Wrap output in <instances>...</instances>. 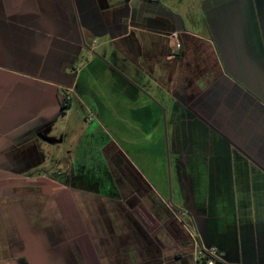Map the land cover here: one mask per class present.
I'll use <instances>...</instances> for the list:
<instances>
[{
	"label": "crops",
	"instance_id": "obj_1",
	"mask_svg": "<svg viewBox=\"0 0 264 264\" xmlns=\"http://www.w3.org/2000/svg\"><path fill=\"white\" fill-rule=\"evenodd\" d=\"M183 1L0 0V164L17 171L47 163L40 139L49 127L39 110L49 114L46 97L76 93L80 82L114 88L113 96H168L198 124L188 132L204 137L196 148L201 157L191 159L192 140L176 158L180 188L199 185L201 196L217 198L222 213L232 214L212 230L219 241L209 237L212 213H204L210 224L196 233L147 175L120 172L103 192L84 196L85 221L51 220L48 193L36 195L44 219L3 220L2 213L31 209L16 197L0 206V264H201L200 246L217 248L221 264H264V84L235 56L224 62L213 36L187 27L191 18L177 9ZM227 1L239 19L243 7L257 20L250 33L264 80L259 2Z\"/></svg>",
	"mask_w": 264,
	"mask_h": 264
},
{
	"label": "rangeland",
	"instance_id": "obj_2",
	"mask_svg": "<svg viewBox=\"0 0 264 264\" xmlns=\"http://www.w3.org/2000/svg\"><path fill=\"white\" fill-rule=\"evenodd\" d=\"M223 1L213 3V0H200L201 4H197L196 0H184L182 5L177 4V9L183 16L187 12L192 19L186 22L190 30L202 36H213L224 62L228 63L230 55L235 56L239 64H245L242 67L244 73L250 74L253 70L264 84L262 73H259L261 63L257 56L254 57L256 37L250 33V28L255 27L253 22L257 20H252L243 7V17L239 19L234 14L235 6L232 2L229 4L227 0ZM256 1L259 4L254 8L259 19L255 24L264 30V0ZM261 37L263 40L264 37ZM260 82L258 87L262 86ZM244 85L250 89L246 83ZM93 87L90 90L89 86L80 82L76 93L64 94L61 91L58 96L46 97L44 103L50 104L49 114L41 109L39 111L40 116L44 115L45 126L49 127L40 139L41 145L47 148L45 152L50 155L45 161L47 163L35 165L32 169L19 166L17 171L8 164H0V206L6 209L11 201V205L14 204L16 197L19 205L31 208V211L24 213H2L3 220L23 216L31 221L44 219V212L35 211L37 205L41 204V201L37 204L36 195L48 193L51 220L58 219L59 215L64 216L67 222L82 218L85 221L88 214L84 206L88 202H84V196L85 199L89 198V190L103 192L102 187L105 185L102 184L106 183V179L118 176V173L125 170L122 173L147 175L164 198L178 208L183 219L194 226L196 233V228L200 232L210 224L204 221V213H212L209 237L219 241L218 236H212V230L216 234L215 230L222 228L223 216L232 214L222 213L217 198L205 196L206 193L204 197L201 196L199 185L191 184L193 186L188 192L180 188L184 182L180 181L183 179L177 173L178 155L187 149V142L192 140L195 143L191 148L194 150L190 151L191 159L203 154L201 149L196 148L201 146L204 137L200 132H188L190 128L200 129L195 120L189 117L186 107L168 96H113L111 90L114 88L100 84ZM262 93L258 96H264V91ZM64 105L70 109L63 108ZM52 158H61V161ZM73 160H78V164L72 166ZM73 182L82 190L72 189L70 184ZM61 200L64 201L59 203L60 212H56L54 207ZM42 201L44 203L45 200ZM80 207L84 210L81 211ZM222 239L226 241L229 238ZM82 243V249L87 250V242ZM69 263L73 264L74 261ZM81 264L105 262L87 260Z\"/></svg>",
	"mask_w": 264,
	"mask_h": 264
},
{
	"label": "built area",
	"instance_id": "obj_3",
	"mask_svg": "<svg viewBox=\"0 0 264 264\" xmlns=\"http://www.w3.org/2000/svg\"><path fill=\"white\" fill-rule=\"evenodd\" d=\"M175 38H177V35H174ZM180 45L178 44V47ZM196 239L198 236L195 234ZM198 240V239H197ZM199 245L200 242L198 241ZM199 261L201 264H219L223 263L220 253L217 248L211 247V248H206L203 246H200V252L198 256Z\"/></svg>",
	"mask_w": 264,
	"mask_h": 264
},
{
	"label": "flooded vegetation",
	"instance_id": "obj_4",
	"mask_svg": "<svg viewBox=\"0 0 264 264\" xmlns=\"http://www.w3.org/2000/svg\"><path fill=\"white\" fill-rule=\"evenodd\" d=\"M122 171H125V170H122ZM122 171H121V172H122ZM69 251H70V250H69ZM70 262H71V261H70ZM68 263H69V262H68ZM75 263L77 264V263H80V262H77V261H76Z\"/></svg>",
	"mask_w": 264,
	"mask_h": 264
},
{
	"label": "trees",
	"instance_id": "obj_5",
	"mask_svg": "<svg viewBox=\"0 0 264 264\" xmlns=\"http://www.w3.org/2000/svg\"><path fill=\"white\" fill-rule=\"evenodd\" d=\"M219 264H221V263H219Z\"/></svg>",
	"mask_w": 264,
	"mask_h": 264
}]
</instances>
